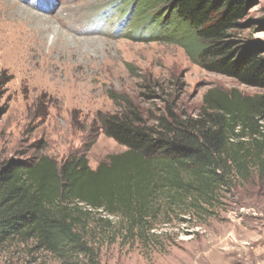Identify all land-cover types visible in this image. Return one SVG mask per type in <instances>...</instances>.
<instances>
[{"label":"rangeland","instance_id":"1","mask_svg":"<svg viewBox=\"0 0 264 264\" xmlns=\"http://www.w3.org/2000/svg\"><path fill=\"white\" fill-rule=\"evenodd\" d=\"M115 1L0 0V170L41 154L60 162L86 154L96 168L124 151L98 121L121 108L110 92L147 114L169 101L192 115L214 88L264 95L203 69L179 44L141 41L131 31V0H121L125 10ZM245 23L264 46V0L253 1ZM83 207L91 251L59 258L34 240H14L0 245V264H264V177L255 168L222 190L213 214L173 212L144 238Z\"/></svg>","mask_w":264,"mask_h":264},{"label":"trees","instance_id":"2","mask_svg":"<svg viewBox=\"0 0 264 264\" xmlns=\"http://www.w3.org/2000/svg\"><path fill=\"white\" fill-rule=\"evenodd\" d=\"M253 1L131 0L127 14L135 8L131 31L141 41L179 44L203 69L264 89V46L245 23ZM110 97L121 108L98 121L124 151L96 168L86 154L62 162L41 154L2 166L0 245L34 240L59 258L87 253L84 205L144 238L173 212L213 214L222 190L238 176L248 179L252 168L264 177L263 94L214 88L196 115L169 101L147 114L125 95Z\"/></svg>","mask_w":264,"mask_h":264}]
</instances>
